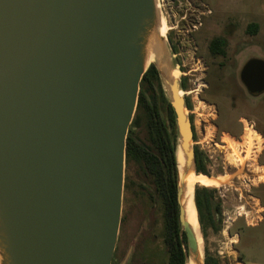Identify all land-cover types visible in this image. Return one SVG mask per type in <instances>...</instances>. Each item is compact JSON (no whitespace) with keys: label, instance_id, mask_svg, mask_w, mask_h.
<instances>
[{"label":"water","instance_id":"95a60500","mask_svg":"<svg viewBox=\"0 0 264 264\" xmlns=\"http://www.w3.org/2000/svg\"><path fill=\"white\" fill-rule=\"evenodd\" d=\"M161 20L159 0H0V264H111L126 137L150 64L168 91L184 161L176 180L184 264H205L182 205L195 153ZM256 64L241 71L251 92L264 89Z\"/></svg>","mask_w":264,"mask_h":264},{"label":"rangeland","instance_id":"374dc122","mask_svg":"<svg viewBox=\"0 0 264 264\" xmlns=\"http://www.w3.org/2000/svg\"><path fill=\"white\" fill-rule=\"evenodd\" d=\"M159 4L169 27L165 35L171 49L170 67H176L179 79L185 82L183 97L189 103L185 113L192 116L196 127L195 141L199 144L195 145L192 140L191 145L199 147L206 175H223L228 179L218 188L194 187L193 195L197 188L211 191L212 218L205 217L203 226L199 223L202 257L204 260L212 258L217 264H264V216L263 221L254 226L264 211V177L263 181H258V175H264V167L260 168L264 166L260 161L262 136L255 127L245 125L243 129V124L239 125L236 120L238 117L250 120V116H255L264 121V90L249 92L240 72L250 61L264 64V0H159ZM248 25H256L257 31L248 33ZM216 37L224 40L221 48L226 55L219 61L225 67L212 70L210 78L218 88L202 92L206 71L204 58L210 59L208 45ZM159 83L155 86L156 106L170 132L165 105L169 95L161 80ZM210 101L219 102V120ZM134 118L135 113L128 130L145 139V119L135 127ZM216 126L223 132L217 131ZM248 130L257 131L261 140L252 139L246 151L248 144L243 143V137ZM225 139L237 144L242 163L239 159H229L233 153ZM255 168L262 173L255 172ZM123 183L121 220L111 264H167L163 208L151 176L140 162H125ZM235 187H239L238 192L244 196L241 201L235 196ZM259 197L263 203L257 200ZM246 224L252 227L243 229L238 244L240 226Z\"/></svg>","mask_w":264,"mask_h":264},{"label":"trees","instance_id":"16d2710c","mask_svg":"<svg viewBox=\"0 0 264 264\" xmlns=\"http://www.w3.org/2000/svg\"><path fill=\"white\" fill-rule=\"evenodd\" d=\"M248 33L257 31L256 25H249ZM208 48L213 54H221V38H214L209 42ZM158 73L153 64H150L143 74L139 85L137 106L133 124L139 127L141 119L146 121L145 139L131 130H128L125 147V162H140L145 171L151 176L153 189L160 199L164 219V245L167 252V264H184L183 247L180 241L179 208L177 203V161L175 156L176 128L175 114L170 103L165 100L170 132L160 119L156 106L155 86L160 83ZM182 88H184L182 86ZM189 108V104L186 103ZM240 125V124H239ZM239 134V133H238ZM196 173L207 174L203 156L195 163ZM196 205L198 208V221L204 225L205 217L212 218L211 191L206 188H197ZM201 207L206 209L207 215L201 213ZM218 210V209H217ZM185 244V236L182 235ZM205 264H217L209 257H205Z\"/></svg>","mask_w":264,"mask_h":264},{"label":"bare ground","instance_id":"6f19581e","mask_svg":"<svg viewBox=\"0 0 264 264\" xmlns=\"http://www.w3.org/2000/svg\"><path fill=\"white\" fill-rule=\"evenodd\" d=\"M159 7H160V4H159ZM168 29H169V27L166 24V20L162 16V20H161V34L163 36H166L165 34H166ZM152 59H153V56L150 57V61ZM179 74H180V72L177 69H173L171 71L170 77L172 79H178L179 78ZM171 83L172 82H170V84ZM184 93H186V92L180 91L178 94L180 96H183ZM254 138L257 140V142H260V137L254 130H248L246 132V135L244 134V137H243L244 142L243 143H247L248 144L247 145L248 147H247L246 151L249 150L251 142H252V139H254ZM225 140L228 141L229 147H231L232 151H233L232 152L233 155H230L229 159L233 160V161H238L236 159H239V162L242 163V160L239 158V155L237 153V149H236V145L237 144L234 143L232 140H229V139H225ZM176 157H177V164H178V168H179V172H180L181 166L183 165V162H184L181 152L177 151ZM256 168L254 169L255 172L262 173L261 169L257 170ZM263 172H264V169H263ZM180 176H181V173H180ZM263 177H264V175L259 174L258 175V180L260 181V179H262ZM227 180L228 179H227L226 176L225 177H219V176H217V177H208V176H205V175L196 176V173H194L193 171H190L186 175V177L184 178V184H183L184 185V192H183V197H182V205H183V208H184V216H185V219H186L188 225L190 226L191 230L193 231V233L196 236L197 243H198V252H199V256H200L201 260L203 259V257H202V247H201V236L199 234V222H198V218H197V214H196V209H195L194 203H193V190H194V187H195L196 183H198L200 186H204V187H208V188H217V187H220L223 183L227 182Z\"/></svg>","mask_w":264,"mask_h":264},{"label":"flooded vegetation","instance_id":"af4514ba","mask_svg":"<svg viewBox=\"0 0 264 264\" xmlns=\"http://www.w3.org/2000/svg\"><path fill=\"white\" fill-rule=\"evenodd\" d=\"M249 26V25H248ZM248 26L246 27V31H247V28H248ZM223 43H224V40L221 38V47H222V45H223ZM208 51H209V60L208 59H205L203 56V58H204V64L206 65V71H205V74H204V77H203V82H204V85H203V89H202V92H205V91H208V90H213V89H217L218 88V86L219 85H217L216 84V82H215V80L212 78H210V76H212V70L214 69V68H216V69H218V70H222L224 67H225V64L222 62V61H219V59L220 58H225V51H224V49H223V51L221 52V54H213L212 52H210V50H209V48H208ZM258 63L259 64H256L255 65V67L253 68V72H252V74H253V77H254V79H258L259 81H261L262 80V77H263V68H262V66H264V64L263 63H261V62H259L258 61ZM244 67V66H243ZM242 67V68H243ZM242 68H241V71H242ZM240 71V72H241ZM218 80H219V75H217V77H216ZM180 82H181V85L184 87V85H185V82L182 80H180ZM257 83H258V81H257ZM255 84V83H254ZM256 85V84H255ZM246 86V85H245ZM246 88H247V86H246ZM248 89V88H247ZM249 90V89H248ZM262 90H264V89H262ZM262 90H259V91H254V92H251L250 90H249V92H251V93H258V92H261ZM206 101V100H205ZM211 103L210 104H212L214 107H215V111H216V119L217 120H219V118L221 117V115H220V107H219V102H216V101H210ZM186 103H188V101L186 100ZM189 104V103H188ZM251 117V121H252V123H253V125H254V127L261 133V136H262V150H261V152H260V154H261V159H260V161H262V162H264V121H262V120H260V118L259 117H255V116H250ZM263 117H264V114H263ZM190 118V123H191V130H192V136H193V140H194V143H195V145H198L199 144V142L198 141H195V139H196V134H197V132H196V127H195V124H194V121H193V118H192V116H190L189 117ZM237 120V122H238V124L240 123V119H239V117L236 119ZM217 127V126H216ZM246 129V128H245ZM217 131H219L220 133L221 132H223L222 130H219L218 129V127H217ZM255 131V130H254ZM258 135H259V133L257 132V131H255ZM239 135V134H238ZM261 136L259 135V137H260V140H261ZM242 137V136H241ZM194 148V153H195V163H197V161H198V158L200 157V156H202L201 154H200V152H199V147L198 146H194L193 147ZM233 152V151H232ZM204 164H205V160H204ZM262 167H264V166H261L260 168H262ZM199 175H205V176H208V175H206V174H203V173H196V176H199ZM208 177H212V176H208ZM219 177H225V176H223V175H221V176H219ZM227 177V176H226ZM259 181V180H258ZM260 181H263V179H260ZM239 184H240V182H239ZM196 185H199L198 183H196ZM200 186V185H199ZM204 187V186H203ZM206 188H208V187H206ZM218 188V187H217ZM237 192L235 193L236 195V198H238L239 199V201H241L242 200V198H244V196L241 194V192L239 191L238 192V190H240V188L238 187V188H234ZM197 193L198 192H195L194 193V206H195V209H196V211H197V215H198V208H197V205H196V195H197ZM247 197L248 198H251V199H253V197H251L250 195H248L247 194ZM260 198V197H259ZM257 200H259V202L261 203H263V200H262V198H260V199H257ZM247 204H249V202L247 201L246 202ZM254 203V202H253ZM250 207H252V206H250ZM263 209V208H262ZM218 212L219 213H221V209H219L218 208ZM201 213L202 214H206L207 213V211H206V209H204L203 207H201ZM239 216H242L243 214H238ZM260 216H262V218L259 220V222L257 223V224H255L254 226H256V225H258L261 221H263V216H264V211H262V214L260 215ZM247 225V224H246ZM243 227V228H242ZM247 227H252V226H240V237L238 238V240H237V243L239 244L240 242H241V233H242V231H243V229L244 228H247ZM238 256L240 257V259L242 260V256H241V254L238 252Z\"/></svg>","mask_w":264,"mask_h":264},{"label":"built area","instance_id":"2783aa9c","mask_svg":"<svg viewBox=\"0 0 264 264\" xmlns=\"http://www.w3.org/2000/svg\"><path fill=\"white\" fill-rule=\"evenodd\" d=\"M200 25V23H199ZM240 122L243 124V129L245 128L244 126L246 125V127L250 126V127H254L253 123L251 120H247L245 118L240 119Z\"/></svg>","mask_w":264,"mask_h":264}]
</instances>
